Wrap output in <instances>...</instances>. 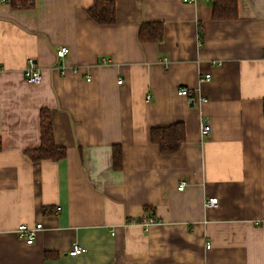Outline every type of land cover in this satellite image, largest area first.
Segmentation results:
<instances>
[{
    "label": "crops",
    "instance_id": "crops-1",
    "mask_svg": "<svg viewBox=\"0 0 264 264\" xmlns=\"http://www.w3.org/2000/svg\"><path fill=\"white\" fill-rule=\"evenodd\" d=\"M237 1L217 21L212 0H114L111 25L95 0L0 3V264H264V0ZM144 23L160 42L140 41ZM44 109L63 160L25 154ZM178 123L185 142L162 154L152 129ZM22 224L43 225L32 245Z\"/></svg>",
    "mask_w": 264,
    "mask_h": 264
},
{
    "label": "trees",
    "instance_id": "trees-1",
    "mask_svg": "<svg viewBox=\"0 0 264 264\" xmlns=\"http://www.w3.org/2000/svg\"><path fill=\"white\" fill-rule=\"evenodd\" d=\"M34 0H12V5L19 9L30 8ZM213 18L217 21L235 20L238 17L237 0H212ZM89 16L99 24L111 25L116 21V3L114 0H95L88 9ZM140 41L143 43H158L163 38V26L160 23H144L140 29ZM264 112V105H263ZM41 146L38 149L25 151L26 156L32 161L52 160L60 161L66 158L67 150L57 146L54 138L53 123L49 110L40 113ZM151 139L159 145L162 154L177 153L186 140V128L182 123L169 127L153 128ZM1 148V143H0ZM114 167L122 165V149L115 146ZM149 212L150 209L146 208Z\"/></svg>",
    "mask_w": 264,
    "mask_h": 264
},
{
    "label": "built area",
    "instance_id": "built-area-1",
    "mask_svg": "<svg viewBox=\"0 0 264 264\" xmlns=\"http://www.w3.org/2000/svg\"><path fill=\"white\" fill-rule=\"evenodd\" d=\"M185 2H196V0H184ZM0 3H6V4H12V0H0ZM57 57L59 59H64L69 54V48L66 46L60 47L57 52ZM24 77L29 83L37 84L40 83L42 80V70L36 66L33 60H29L27 67L24 69ZM211 75H205L200 80L201 81H210ZM122 80H119V84H122ZM177 94L182 97L191 98V91L190 89L186 87H180L177 90ZM150 98V97H149ZM205 102L207 100H204ZM209 126L202 125L201 127V133L203 136H206L209 134ZM186 186V182H181L178 190L182 191ZM217 198L210 199L208 202H206V207H214L217 205ZM157 220L154 218H143L142 220H135L134 222L137 224H142L143 226H150L153 223H156ZM43 229L42 224H37L34 227H30L26 224H22L19 226L17 232L20 239L24 240L28 245H32L36 239L37 233ZM210 244L207 245V248L210 249ZM85 252V249L81 247L79 244H74L72 249L69 252V255L72 257L79 256Z\"/></svg>",
    "mask_w": 264,
    "mask_h": 264
}]
</instances>
